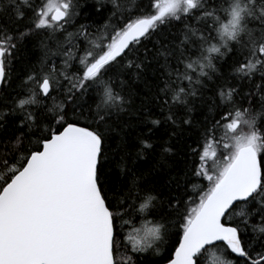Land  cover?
Returning <instances> with one entry per match:
<instances>
[{
  "label": "snow or ice",
  "instance_id": "obj_1",
  "mask_svg": "<svg viewBox=\"0 0 264 264\" xmlns=\"http://www.w3.org/2000/svg\"><path fill=\"white\" fill-rule=\"evenodd\" d=\"M0 93V264H264V0H0Z\"/></svg>",
  "mask_w": 264,
  "mask_h": 264
},
{
  "label": "trees",
  "instance_id": "obj_2",
  "mask_svg": "<svg viewBox=\"0 0 264 264\" xmlns=\"http://www.w3.org/2000/svg\"><path fill=\"white\" fill-rule=\"evenodd\" d=\"M119 2L123 6L124 11L127 13L133 10V8L138 3V0H119ZM107 8L110 12L112 10V5L108 4ZM105 19H107V13L105 14ZM104 23H105L104 20H97L96 25L93 28H91L90 31H95L96 27L103 26ZM164 31L174 32L175 30L174 28L169 27V28L164 29ZM148 46L151 47V43H149ZM28 47L31 48V44H29ZM140 50L142 52L143 48H141ZM33 53H34L33 59H35L36 57L40 55L39 51L36 49L33 50ZM60 59H61L60 57L55 58V62L58 68L60 67ZM19 83H20L19 79L14 78L12 81L13 88L18 89ZM185 83L187 82L185 81ZM136 86L141 87V88L143 87L142 85H138V82H137V85H134V87ZM7 91H12V89H8ZM0 95H3V93H0ZM208 95L210 96L211 94L209 93ZM141 98L142 97H137L135 99V106L137 108L140 105ZM49 103H51V101H49ZM30 107L34 108L35 106H30ZM94 107L95 105H93V108ZM149 107L151 109L152 114L147 117L146 124L138 123L135 114H133L132 116H129L127 114L124 115V120L131 125V127L124 129V133H125L124 139L130 144L131 150L133 152L138 150L139 142L141 139H148V142L154 145L152 149L145 150L144 155L139 160H137V169H136L137 171H143V170L150 168L155 163L156 159L159 157V154L162 150V146L163 147H173V148L175 146V138L169 139L173 126L171 125V121H167L165 119V117L168 115V112L166 110L162 111L160 108L156 107L155 105H149ZM196 108H197V112H194L193 116H195L197 119H202L203 113L208 112V109L206 107L201 108L199 102H197ZM84 110L87 111V105H85ZM69 115L71 116V113H69ZM141 119H144L142 115H141ZM152 120H160V124L153 125L151 123ZM13 127H15V125L9 126L8 130L10 134H11V129ZM149 129H151V132H149ZM196 132H197V129L194 126L191 131H188L185 133V141L188 144H191L193 147L195 145L192 142L195 141L197 138ZM165 141H167V143H165ZM168 155L170 156L171 154H168ZM189 159L191 160L192 158L189 157ZM190 166L191 165H189V167ZM0 172H3L2 168H0ZM181 183H183V181H181ZM195 183H199V181H196ZM173 187H175L174 184H173ZM181 191H183V189H181ZM187 191H188V194L191 195L194 189L191 185H189ZM184 201H187V196H184ZM124 219H127V217H124ZM170 230L175 231V229L171 227H170ZM159 247H160L159 254H156V255L149 254V259L153 262V264H162L166 262L167 259L170 258V252L173 250L168 246L167 242L164 244H161ZM224 258L231 259L232 257L225 255Z\"/></svg>",
  "mask_w": 264,
  "mask_h": 264
},
{
  "label": "water",
  "instance_id": "obj_3",
  "mask_svg": "<svg viewBox=\"0 0 264 264\" xmlns=\"http://www.w3.org/2000/svg\"><path fill=\"white\" fill-rule=\"evenodd\" d=\"M162 264H167V261H166V262H164V263H162Z\"/></svg>",
  "mask_w": 264,
  "mask_h": 264
}]
</instances>
